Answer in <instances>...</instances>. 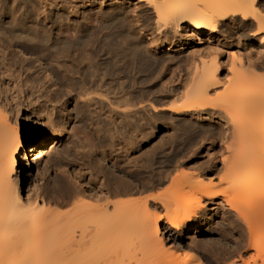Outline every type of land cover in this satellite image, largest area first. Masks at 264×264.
Here are the masks:
<instances>
[{"label": "bare ground", "instance_id": "6f19581e", "mask_svg": "<svg viewBox=\"0 0 264 264\" xmlns=\"http://www.w3.org/2000/svg\"><path fill=\"white\" fill-rule=\"evenodd\" d=\"M141 1L146 3L150 18L154 16L152 28L160 34L173 30L177 35L186 32L190 37L204 33L212 36L227 24L235 26L240 21H252L257 25V34L263 33L259 47L264 51V0ZM125 11L122 4L116 6L104 19L97 18L96 26L104 29L120 21ZM10 16L8 23L13 32L34 35L40 41L36 43L38 56L31 59L18 56L0 32V264H111L109 253L133 246L143 253L162 249L156 258H139L136 264H199L197 255L178 238L173 241L175 245H182L181 254L167 248L169 236L164 216L143 213L151 203L168 207L173 201H180L176 214H168V223L177 228L189 225L192 230L189 238L197 244L199 234L212 221V218H203V212L221 195L224 201L241 211L248 204L250 208L242 211L248 218L250 210L264 204L263 81L254 82L235 75L226 82L225 91L219 94L220 101L216 103L210 95L215 90L212 87L219 83L222 63L218 58L206 65L205 74L189 72L186 86H190L187 96L192 102L175 109L174 113L208 111L213 116L218 114L232 127L235 141L228 147L229 155L222 159L221 166L196 167L200 170L198 174L178 170L171 180L173 193L142 198L135 196L141 192L137 186L121 182L113 171L94 158L98 173L106 176L107 183H102L93 194L82 172L56 166L69 157H60L57 162L44 159L68 137L67 128L61 125L63 119L68 123L71 120L86 123L90 118L96 121L99 115L91 108L96 96L106 97L107 112L112 117L123 116L132 129L128 137L115 133L111 140L106 136L101 138L103 145L109 146L112 142L115 145L111 154H106L110 166L123 177H128V173L138 177L144 172L159 170L158 164L163 162L158 151L163 153L180 147L175 128L170 134L166 130L162 132L161 136L169 134L167 138L151 140L146 151L142 146L147 135L159 133V124L149 114V108L159 114L166 111L147 98L158 76H154V72L146 74L144 66L151 61L157 69L163 62L157 58L147 60L148 56L142 54L119 58L111 50L100 49L75 58L77 62L73 58H59L57 62L53 60L55 49L61 44L81 41L85 35L83 30L74 28L77 41L71 42L63 37L64 30L60 29L63 23L50 25L46 20L35 23L33 17L41 14L29 8L13 9ZM68 31L69 27L65 32ZM161 39L158 37L157 41ZM171 46L168 52L174 49L173 44ZM234 59L242 67L246 65L237 52ZM37 60L44 61L40 68L47 72L46 81L39 82L35 76L37 70L33 64ZM116 71L119 78L129 77L128 85L125 81L121 83L125 97L117 103L106 95L109 80ZM71 99L78 105L70 112ZM33 113H44V127H38L37 121L31 126L28 116ZM132 114L143 122H132ZM48 126L54 131H49ZM238 142L243 147H239ZM133 153L147 156L144 160L135 159L131 156ZM36 165L41 166L37 168L39 177L34 173ZM126 165L134 169L127 170ZM53 169H60L55 182L51 178ZM206 179H219L224 188L215 187L213 182L206 184ZM21 186L26 196L21 194ZM45 194L58 197L67 209L51 208ZM112 196L119 197L112 200ZM256 233L253 231L252 235ZM249 249L256 250L264 263V232L250 242Z\"/></svg>", "mask_w": 264, "mask_h": 264}, {"label": "rangeland", "instance_id": "374dc122", "mask_svg": "<svg viewBox=\"0 0 264 264\" xmlns=\"http://www.w3.org/2000/svg\"><path fill=\"white\" fill-rule=\"evenodd\" d=\"M120 4L126 10V13L122 14L121 20L110 23L104 29H99L96 26L97 20L107 17V14ZM22 7L41 14L40 17H33L32 21L35 23L44 20L50 25L63 23L64 26L60 27L61 32L64 30L63 37L71 42L77 41L74 28L84 31L85 35L81 41L73 44H61L55 49L53 60L57 62L61 58L75 59L79 56L90 55L97 49L111 50L112 54L119 58H131L142 54L148 56L147 60L155 58L162 60L163 66L157 69L151 61H148L144 66L146 74L154 72L153 75L158 76L154 79V88L147 98H151L158 106L165 107L166 111L159 114L152 107L149 108V114L153 115L159 124V133L157 132L153 136L147 135L145 138L149 141L146 139L142 146L146 151L151 140L160 137L167 138L174 128L180 141L179 148L172 147L163 153L160 152L161 150L158 151L163 162L158 164L161 166L159 170L144 172L138 177L127 172L128 177H123L113 170L107 159L108 156L106 157V154L110 155L115 149L114 143L112 142L109 146L103 145L101 138L106 136L111 140L115 133L128 137L131 135L132 129L129 128L127 120L123 116L112 117L107 112L109 102L106 97L96 96L91 109L99 115V118L96 121L90 118L86 123L78 120H71L68 123L63 119L61 125L67 128L68 137L56 145L53 151L45 156V160L51 159L57 162L60 157H69L62 165L56 166L69 167L71 170L82 172L85 175V183H89L90 191L94 194L98 192L102 183H107L106 176L98 173L97 160L94 158L99 159L100 163L107 170L113 171L121 182L137 186L141 192L135 196L143 198L150 194L173 193L171 180L178 170L184 169L190 173L198 174L200 170L196 167L221 166L222 159L228 157V147L234 143L235 139L232 127L222 121L218 114L213 116L208 111L177 114L174 113V110L192 102V99L187 96V91L190 88V86H186L189 72L205 74L206 65L215 58H218L222 63L218 71L219 83L212 87L215 90L211 91L210 95L216 103L220 101L219 94L225 91L226 82L234 78L235 75L254 82L257 80L264 82V51L259 47L263 33L257 34V25L252 21L247 23L240 21L235 26L227 24L220 27L219 31L212 36L204 33L198 37H190L185 34L186 32L183 35H177L173 30L161 34L155 31L152 28L154 16L150 18L146 3L141 0H0L1 35L6 44L16 50L18 56L31 59L38 56L36 43L40 39L34 35L13 32L8 23L12 19L11 11L13 9L20 10ZM67 27H69V31L65 32ZM58 30L59 28L55 29L56 32ZM158 37L162 39L157 41ZM172 44L174 49L168 52ZM235 52L242 56L246 64L244 67L236 63ZM47 60L50 61V59ZM43 62L37 60L33 64L34 70H37L35 76L38 77L39 82L46 81L47 77L46 70L40 68ZM75 62H77L76 59ZM118 74L119 71H116L110 78L109 90L106 94L115 103L122 101L125 97L121 83L125 81L126 85L129 84V77L122 79L118 77ZM50 78L54 79L55 77L50 75ZM77 105L78 103L71 99L69 111L74 110ZM88 113L90 114V110ZM24 115L27 117V113ZM130 120L134 123L143 122L133 114ZM36 121L38 127H44L42 125V122L45 121L44 113H33L28 116L31 126ZM46 128L49 131H54L49 126ZM164 130L169 134L161 136ZM239 144L242 143L238 142L237 145ZM239 147L243 146L239 145ZM131 156L144 160L143 158L147 155L140 157L139 153H133ZM56 166L54 167L56 168ZM38 167L41 166H35V174L38 173ZM126 169L133 170L134 167L126 165ZM51 172V178L55 182V177L57 178L60 169H53ZM168 174L169 177H167ZM37 177H39L38 174ZM204 182L206 184L213 182L215 187L224 188L219 179H206ZM21 194L26 196L24 186H21ZM118 197L112 196L111 199L114 200ZM45 199L53 209L60 211L67 209L60 204L58 197L45 194ZM179 203L178 200L173 201L168 207L161 203L158 205L151 203L143 211L144 214H153L155 217L164 216V226L169 236L167 248L181 254L182 245H175L173 241V238H178L182 244H185L197 255L199 264H264L257 251L249 249L250 242L264 232V204L250 210L248 218L242 214L243 210L246 212L250 208L248 204L241 211L224 201L221 195L215 204H208L203 212V218H212V221L210 227H205V230L199 234V243L197 244L189 238L192 232L189 225L177 228L168 223V214L175 215V209L179 207ZM253 231L257 233L252 235ZM161 251V248H157L154 251L143 253L134 246L126 250L120 248L114 253H109L108 262L111 264H136L137 259L156 258L155 256L159 255ZM156 264H161V262Z\"/></svg>", "mask_w": 264, "mask_h": 264}]
</instances>
